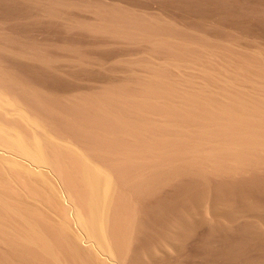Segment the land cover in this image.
<instances>
[{
	"label": "rangeland",
	"instance_id": "obj_1",
	"mask_svg": "<svg viewBox=\"0 0 264 264\" xmlns=\"http://www.w3.org/2000/svg\"><path fill=\"white\" fill-rule=\"evenodd\" d=\"M196 2L205 8L196 9ZM0 3V120L27 125L52 147L89 154L94 165L124 184L119 203L131 222L132 244H139L115 255L86 232L68 185L77 181L76 169L68 178L35 163L59 204L45 206L13 189L28 207L39 205L51 218L66 220L76 244L101 264H128L137 252L147 260L154 251L161 256L154 264H203L207 255L196 248L212 225L261 221L252 204L264 201V148L258 139L264 129V0ZM229 106L249 115L247 128L217 125ZM23 112L43 126L26 123ZM231 142L233 153L225 149ZM15 148L0 143V154L26 163L6 164L9 171L30 163ZM230 197L235 206L220 215ZM185 212L201 217L202 224L177 250L171 238ZM3 215L0 208V264H28L19 255L5 256L11 236L3 238L12 224ZM58 247L62 263L81 264Z\"/></svg>",
	"mask_w": 264,
	"mask_h": 264
},
{
	"label": "bare ground",
	"instance_id": "obj_2",
	"mask_svg": "<svg viewBox=\"0 0 264 264\" xmlns=\"http://www.w3.org/2000/svg\"><path fill=\"white\" fill-rule=\"evenodd\" d=\"M202 3H200L201 7L200 4H197L195 8L198 6L200 10L202 6L205 8ZM218 3L220 2L218 1ZM218 3L216 4L215 2V4H213L214 7L217 5L216 9H219L217 8L219 6ZM223 3L220 5H223ZM226 4L228 6L231 5L229 2H226ZM209 5V7H212L211 4ZM227 5L224 4L225 7L222 6L221 9L223 10V7L224 9H228ZM0 6L2 7L4 5L0 3ZM1 9L3 12L4 9L0 8V11ZM199 9L198 11L200 12ZM5 11L7 12V10ZM226 12H228V10H226ZM230 14H232V12ZM168 91L170 92V90ZM3 92L4 91L0 88V100ZM1 103L2 101H0V104ZM221 111L226 116L218 118L217 125L224 127L233 125L235 127L247 128L249 115L240 108L234 109L232 106H229L225 111ZM23 114L24 117L22 118L25 119L26 123H30L32 121L30 115H26L27 113L24 112ZM121 118L125 121L126 115L123 114ZM33 121V124L43 126L40 120L33 119ZM32 122L30 125H32ZM26 127L27 125L25 126L20 122L17 123V121L6 124L5 121L0 120V143L9 144V146L12 145L14 148L16 147L15 149L25 155L30 161L28 165L24 166L26 169L21 167L20 170L18 168V171L17 169L9 171L6 164H16V167H19V165L23 166L25 162L0 154V186L2 185V189L0 190V208L4 211L3 217L12 224L10 231L6 233L7 235L3 238L6 239L11 236V240L8 241L9 251L5 253V256L11 258L12 255H19L23 257L24 261L28 264H64L57 251L59 249L58 246H60L64 250L70 251L73 255L77 256L81 264H101L100 260L93 255L94 253L89 248L88 250H83L76 244L70 224L66 220L57 221L51 218L47 214L48 211H44L41 206L40 209L39 205L33 208L28 207L27 203L23 202L13 193L12 190L18 188L17 190L22 189L28 197L34 200H40L44 205L45 203H47L48 206H50V204L52 206L59 204L57 194L48 186V177L38 169V165H34L35 163L50 167L57 174L67 177L69 173L71 174L73 169H76L78 179H76V182L72 181L74 184H70L72 182L69 181L70 183H68V185L75 193L81 205L79 213L81 226L101 244L103 249L110 253L115 255L120 252L122 253L123 247L135 250L139 242L136 241L135 244H132L133 238L128 234L131 222L125 220L126 214L122 211L123 207L119 203V196L125 187L124 184L116 182L107 169L94 165L89 154L72 152L56 145L52 147L53 145L49 144L42 135L30 134ZM258 133V139L261 142L259 143V147L264 148V129L261 131L259 130ZM222 138L226 142L229 141V137L226 134H223ZM234 148L235 143L231 142L227 144L225 149L229 153H233ZM238 149L241 151L244 150L243 147H239ZM9 184L14 186L11 187ZM229 189L230 188H228V190ZM244 189L245 188H242V191H244ZM253 191L254 190H252V192ZM231 192H228L229 195ZM262 192L264 191H261V193ZM217 195L219 194L217 193L215 198ZM201 198L202 196L200 199ZM232 200L230 197V204L225 207L222 205L224 209L216 208L215 206L217 209L215 210L218 211L219 209L220 211L221 209L220 215L230 213L233 206L236 204V202H232ZM195 202L196 205H199L200 200L199 202L198 200ZM263 203L264 201L261 204L263 206H260L259 203L258 205L252 204L253 210H256L261 218L260 222L248 221L236 228H231L230 226V228H228L221 224H214L211 227L209 226L210 228L201 234L202 242L196 249L203 251L207 255V259L203 264H264V225L262 228L259 225L260 223L261 225L264 223ZM192 207L193 206L187 209L190 215L191 213L189 212L195 213L194 210H191L195 209V207ZM159 210L162 213L165 210V206L160 205ZM194 213L193 215L195 216L196 213ZM187 215L186 217L180 216L174 230V235L171 238L172 245H174L177 250L178 248H183L185 241L190 236L196 234L202 224L201 217L199 218L198 216V219H196V216V218H191L192 215L191 217ZM2 254L3 253H0V256H2ZM159 257H161L159 253L154 251L148 255V259L146 260L137 252L134 256L129 257L128 264H154ZM175 264L183 263L177 262Z\"/></svg>",
	"mask_w": 264,
	"mask_h": 264
}]
</instances>
